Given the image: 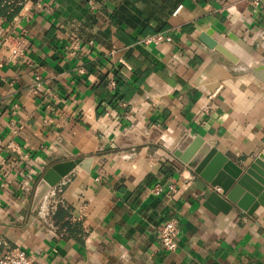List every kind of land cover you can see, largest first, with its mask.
Here are the masks:
<instances>
[{
	"label": "crops",
	"instance_id": "0c3cea01",
	"mask_svg": "<svg viewBox=\"0 0 264 264\" xmlns=\"http://www.w3.org/2000/svg\"><path fill=\"white\" fill-rule=\"evenodd\" d=\"M158 33L170 39L141 43ZM255 70L264 0H0V241L40 264H264V206L213 211V188L174 154L185 136L240 165L258 156ZM132 130L156 139L115 143ZM71 158L89 168L33 208L44 172ZM168 220L174 251L159 239Z\"/></svg>",
	"mask_w": 264,
	"mask_h": 264
},
{
	"label": "water",
	"instance_id": "95a60500",
	"mask_svg": "<svg viewBox=\"0 0 264 264\" xmlns=\"http://www.w3.org/2000/svg\"><path fill=\"white\" fill-rule=\"evenodd\" d=\"M209 45L216 44L210 41ZM220 50L226 53L223 48ZM254 75L264 82L263 71L255 70ZM153 132L145 137L136 136V130L128 131L121 134L115 143L123 146L140 141L155 140L156 135ZM187 141L188 137L184 136L176 145L174 154L213 188L205 197V205L209 208V205H212L213 211L222 212H227L235 206L246 210L248 214L259 204L264 206V148L248 166H244L235 163L214 146L202 143L199 139L184 149ZM182 151L184 152L182 153ZM89 163L90 158H71L52 164L35 185L31 206L34 208L46 192L75 166L88 169ZM216 187L221 189V192H217Z\"/></svg>",
	"mask_w": 264,
	"mask_h": 264
},
{
	"label": "built area",
	"instance_id": "2783aa9c",
	"mask_svg": "<svg viewBox=\"0 0 264 264\" xmlns=\"http://www.w3.org/2000/svg\"><path fill=\"white\" fill-rule=\"evenodd\" d=\"M255 3L259 0H253ZM8 5H17L19 8H24L28 4L40 3V0H3ZM168 36H164L161 33L147 36L144 38L142 44L159 43L163 40H169ZM113 85L114 82L111 81ZM170 189H173L172 185H169ZM57 189L51 192L49 198L48 213L53 214L59 205H63V201L60 196L57 195ZM153 193L157 194L162 191L160 185H156L153 188ZM178 226L175 220H168L162 226L160 230V244L163 249L167 251H174L177 248ZM0 264H40L36 262L25 250L17 246H10L8 243L0 241Z\"/></svg>",
	"mask_w": 264,
	"mask_h": 264
}]
</instances>
